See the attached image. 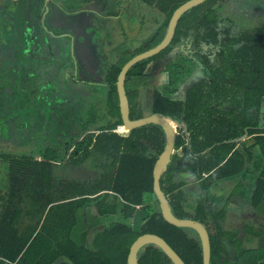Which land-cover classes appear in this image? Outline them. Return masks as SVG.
I'll list each match as a JSON object with an SVG mask.
<instances>
[{
    "label": "trees",
    "instance_id": "obj_1",
    "mask_svg": "<svg viewBox=\"0 0 264 264\" xmlns=\"http://www.w3.org/2000/svg\"><path fill=\"white\" fill-rule=\"evenodd\" d=\"M187 1L179 0L174 9ZM250 1L264 5V0ZM229 2L233 0H207L182 16L177 37L197 32L199 59L206 70L186 89L200 63L187 56L172 63L164 71L166 81L148 87L154 94L150 115L182 125L175 149H184L186 155L172 156L160 184L177 218L207 228L211 264H233L230 247L236 250L237 264H264V246L263 254L254 247L257 240L264 241V6L255 15L263 24L236 32L226 15ZM203 46L215 50L213 62L202 56ZM163 54L137 63L127 73L131 120L144 117L140 96L153 75L151 65ZM122 65L107 78L108 99L101 117L96 116L95 99L87 102L81 128L97 133L76 144L74 153L81 157L69 163H89L88 168L99 173L94 183L57 177L67 168L68 148L76 139L66 141L60 134L65 121L59 115L51 118L60 121L56 128L51 126L59 141L54 138L46 146L39 142L40 148L29 154H0L6 171L0 186V264H128L132 244L144 234L163 238L186 264H204L197 232L168 223L154 192V166L166 145L163 129L149 124L128 136L113 132L120 126V133L128 132L116 86ZM14 76L13 71L2 77L0 97L5 87L13 88ZM179 93L181 98L176 97ZM3 106L0 103V110ZM42 122L40 118L37 124ZM227 182L232 188L224 195ZM235 196L253 207L258 225L239 220L241 230L225 229ZM109 216H121L125 222H99ZM138 263L172 264L154 244L140 249Z\"/></svg>",
    "mask_w": 264,
    "mask_h": 264
},
{
    "label": "flooded vegetation",
    "instance_id": "obj_2",
    "mask_svg": "<svg viewBox=\"0 0 264 264\" xmlns=\"http://www.w3.org/2000/svg\"><path fill=\"white\" fill-rule=\"evenodd\" d=\"M178 1L0 0V80L7 72L15 73L13 88L5 87L4 96L0 97V103H4L0 110V143L16 137L19 146L26 148L19 152L29 154L32 151L29 146H22L24 137L33 135L28 142H40L43 146L53 143L54 138L59 141L51 133V126L60 125V121L51 118L59 115L65 121L60 134L66 141L76 137L68 148L66 169L74 173L88 167L90 164L86 162L79 166L69 164L81 157V153H74L76 144L97 133L93 128L87 131L81 128L87 102L95 99L96 116L101 117L108 99L109 74L123 63L122 70L131 60L128 58L138 51L141 54L164 41L172 17L180 7L174 9ZM180 20L172 40L159 53H164L163 58L151 66L155 70L160 64L162 71H166L172 63L177 65L187 56L200 63L197 72L204 76L206 67L199 59L197 32L192 30L177 37ZM201 54L213 62L216 52L213 47L203 46ZM127 97L131 113L128 93ZM27 113L30 120L25 119ZM40 118L43 122L37 124ZM77 119L79 124L75 123ZM181 128L182 125L177 135ZM93 172L97 177V172ZM96 177L90 182L94 183ZM78 179L68 182L81 183Z\"/></svg>",
    "mask_w": 264,
    "mask_h": 264
},
{
    "label": "water",
    "instance_id": "obj_3",
    "mask_svg": "<svg viewBox=\"0 0 264 264\" xmlns=\"http://www.w3.org/2000/svg\"><path fill=\"white\" fill-rule=\"evenodd\" d=\"M207 0H189L185 2L183 5H181L174 13L172 20L169 25V30L167 33L166 38L162 43H160L158 46H156L153 49H150L148 51H145L141 54H138L137 56L133 57L130 61H128L124 67L122 68L118 80H117V90L119 95V105H120V111L123 121V126L127 128V133H121L123 136H128L130 132L133 129L140 128L145 125L149 124H155L160 126L166 136V145L164 148L163 153L160 155L159 159L157 160L154 170H153V177H154V183L153 188L155 195L157 196V199L159 201V207L162 213V216L164 219L180 228H190L197 232L199 235V238L202 243V249H203V262L204 264H211V241L210 236L207 228L200 222L190 220V219H180L177 218L171 211L170 204L168 197L162 190L160 180L162 175L167 170V167L171 161L172 156L175 154V144H176V135L177 131L174 127V123L178 125V127L181 126L178 122L172 121L171 119L162 117L158 114H152L146 117H143L141 119L137 120H131L130 119V106L129 101L125 89V82L127 78V73L129 70L136 65L137 63L149 59L151 57H154L158 55L160 52H162L167 45L170 43L174 36V32L176 29V26L180 20V18L186 14L191 9L205 3ZM10 90V89H9ZM11 92V90H10ZM242 138L241 140H244ZM148 244H154L158 246L165 254L166 256L171 260L172 264H186L182 258L173 250V248L160 236L154 235V234H144L140 236L131 246L129 255H128V264H139L138 263V253L141 248H143L145 245ZM230 245V244H229ZM229 252L232 255L233 264H237V253L234 247H230Z\"/></svg>",
    "mask_w": 264,
    "mask_h": 264
},
{
    "label": "rangeland",
    "instance_id": "obj_4",
    "mask_svg": "<svg viewBox=\"0 0 264 264\" xmlns=\"http://www.w3.org/2000/svg\"><path fill=\"white\" fill-rule=\"evenodd\" d=\"M264 5L262 4H255L254 2L250 1L248 2V0H233V2H229L228 3V11H230L229 13H226L227 17L230 19V21H232V23L234 24V31L236 30V32L241 31V29H245V28H255L257 26H259V24H263L262 20H259L258 18H256V13L258 12V9H260V7H263ZM232 9V10H231ZM254 9V10H253ZM242 12H241V11ZM254 16V18H253ZM213 56V55H212ZM215 58V55L213 56ZM158 68L154 70L153 75L149 81V84L147 85V88L144 89L141 93V103L143 105V113H144V117L149 116L151 114V104H152V99H153V90L149 89L150 87H154L156 85L162 84L166 81V74L164 73L163 70V65H156ZM201 77H203V74L198 71L193 78L190 79V81L186 84V89L189 88L190 86H193L194 83H196L198 80L201 79ZM60 78L63 80L65 79V77L60 76ZM149 87V88H148ZM182 94L179 93L176 95L177 98H181ZM121 127V126H120ZM119 127V128H120ZM174 127L176 128V131L178 129V125L174 123ZM118 128V130H119ZM118 130H116V133L121 134ZM33 135H29L28 138H24L22 140V146H29L28 149H31L32 151H36L37 148H40L39 144H37L36 142H31L29 143L28 141L32 138ZM26 139V140H25ZM35 141L37 140L36 138L34 139ZM19 139L17 140L16 137L11 136L10 138H7V140L5 141V143L2 145L0 143V154L1 153H17L21 150H26V148H22L19 146ZM45 144V143H44ZM175 153H178V155H180L181 158H184L186 153L184 149H179L176 150ZM90 166V165H89ZM88 166V167H89ZM86 167V166H85ZM88 167H86L84 170L80 171L77 170V172L71 173L70 171H68V169H65L64 171H58L57 173V177H59L60 179L69 181V180H78L81 183H85L88 184L91 179H95L96 175L93 171H91V169H89ZM0 186H4V180H5V167L4 165H0ZM60 170V169H59ZM80 171V173H79ZM96 172V171H95ZM97 173V177H98ZM96 177V178H97ZM218 190V188L215 189V192ZM234 203V212L237 213V211L240 210H244L242 207H244L243 204H240V201H235V198L232 199V201ZM239 216L246 222L249 223H257V225L259 224V219L256 220V218L250 217L248 215H246L244 212L240 211L239 212ZM96 214V213H95ZM238 220V219H237ZM125 222L123 220V217L121 216H109V217H100L99 218V222L103 223V224H107V223H112V222ZM134 225H136V221H134L133 223ZM229 223H223V226L225 227V229L230 228V226L228 225ZM254 247H255V243H254ZM260 252V251H259Z\"/></svg>",
    "mask_w": 264,
    "mask_h": 264
},
{
    "label": "crops",
    "instance_id": "obj_5",
    "mask_svg": "<svg viewBox=\"0 0 264 264\" xmlns=\"http://www.w3.org/2000/svg\"><path fill=\"white\" fill-rule=\"evenodd\" d=\"M231 188H232V184L230 182H227L225 184V190L223 191L224 195H227ZM233 198H235V201H240L239 203L244 205V207H242L244 210H240V211L244 212L245 214L247 213L246 215H248L250 217L256 218V220L258 218H260L257 216L256 211L253 209V207L247 201H245L244 199H242L241 197H238V196H235ZM232 199H231V201H232ZM233 210H234V203L231 202L230 206H229V217L230 218L228 221V223H229L228 225L230 226L231 229L238 227L236 229L241 230L242 223H239V224H236V223H238L239 220H241V221H244V220L239 216L240 211H237V213H235ZM263 246H264V241L262 239H259L255 242V247H256V249H258L257 252L260 251L259 252L260 254H263V252H262Z\"/></svg>",
    "mask_w": 264,
    "mask_h": 264
}]
</instances>
